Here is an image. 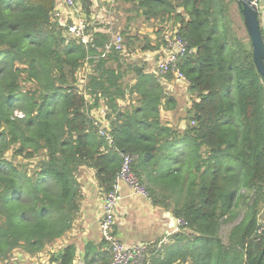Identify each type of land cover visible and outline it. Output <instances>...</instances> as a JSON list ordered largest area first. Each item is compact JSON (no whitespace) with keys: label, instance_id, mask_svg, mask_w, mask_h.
Returning a JSON list of instances; mask_svg holds the SVG:
<instances>
[{"label":"trees","instance_id":"obj_1","mask_svg":"<svg viewBox=\"0 0 264 264\" xmlns=\"http://www.w3.org/2000/svg\"><path fill=\"white\" fill-rule=\"evenodd\" d=\"M74 1L89 18L92 2ZM117 1L135 13L125 19L124 45L136 41L132 24L142 16L177 26L195 49L179 64L191 98L185 128L180 133L165 126L160 110L172 111L177 103L143 67L130 68L135 84L129 94L137 95V107L119 109L124 55L101 57L110 33L96 35L99 50L85 49L51 20L56 0H0V264H19L10 261L16 250L30 259L48 253L47 264H73L74 245L49 248L79 215L82 169L91 170L98 189L109 193L121 166L117 151L135 157L133 172L153 204L186 223L174 235L182 243L178 261L264 264V232L257 233L264 206V81L248 35L243 40L234 30L233 5L242 19L237 0ZM160 31L155 46L147 38L141 51L159 49ZM87 59L92 72L84 91L92 102L77 88ZM98 94L114 117L111 145L89 116ZM174 146L186 152L179 154V167L170 163ZM145 181H153L165 200ZM167 193L174 194L173 205ZM151 254L145 264H152ZM102 255L99 264H110L109 252Z\"/></svg>","mask_w":264,"mask_h":264},{"label":"crops","instance_id":"obj_2","mask_svg":"<svg viewBox=\"0 0 264 264\" xmlns=\"http://www.w3.org/2000/svg\"><path fill=\"white\" fill-rule=\"evenodd\" d=\"M91 1L93 3L92 9L95 8L94 3L97 5L96 8L102 5L100 4L102 0ZM257 6L258 18L264 37V0H258ZM95 30H97V34L109 33V30L101 28ZM148 39L150 40V45L155 46L157 43L155 34L149 35ZM136 52L137 58L140 59L139 64H141V66L136 64V67H143L146 73L152 74L158 59L161 57L159 49L145 52L137 50ZM125 55L130 58L134 53H127L126 50ZM116 66L117 64L113 63L111 68H115ZM121 72L125 73L124 77L130 74L128 71L123 72L121 70ZM134 84V74L130 82L123 84L125 98L118 101V107L122 112L137 107V95L135 93L129 94V90ZM162 86L165 88L167 95L175 99L177 108L172 111L160 110V118L166 127L181 133L185 128L184 117L191 106V98L187 92V88L186 86L176 85L170 80H166ZM178 153L182 155L186 154L184 149ZM152 176L155 177L156 175L152 174ZM79 182L82 184L83 194L79 215L73 223L71 231L52 247V251L72 244L76 249L73 264H99L103 252H107L106 246L101 242L99 233V221L102 216L104 194L98 189L93 172L89 169H82ZM145 186L151 188L160 200H165L160 197V191L153 181H145ZM119 192L121 200L115 212L113 224V233L117 239L129 247L137 244H148L149 252L152 253L150 255L153 261L151 262L152 264H182L176 258V252L180 249L182 243H177V239L174 237L175 234L180 232V228L177 226V219L172 215L171 210L165 209L164 206L153 204L152 200L148 197L133 195L124 184L120 185ZM167 195L170 196L168 202L173 205L176 201L174 194L167 193ZM185 195L184 193L183 196ZM262 212L264 213V206L261 209V214ZM262 220H264V217ZM89 244L94 246V252H92L93 249L90 252L87 250ZM87 256L88 258H86ZM34 261H38L40 264H47V258L40 257L39 260L31 259V264H37ZM183 264H187V262Z\"/></svg>","mask_w":264,"mask_h":264},{"label":"built area","instance_id":"obj_3","mask_svg":"<svg viewBox=\"0 0 264 264\" xmlns=\"http://www.w3.org/2000/svg\"><path fill=\"white\" fill-rule=\"evenodd\" d=\"M115 1L102 0L100 4L113 6ZM88 19L94 20L93 15L91 14L89 18H86L80 6L74 0H56L54 10L51 13V20L56 22L60 28L64 29V36L67 40L74 41L78 45H82L85 49L99 50L96 45L97 30L91 27ZM95 19H98V17H95ZM177 29V26H163L161 45L159 48L161 57L158 59L152 74L161 85L166 80H170L176 85L186 86L188 88V81L180 70L179 64L183 58L194 54L195 49L189 48L187 42L177 34ZM113 51L121 55L126 54L124 40L119 33L112 36L110 41L104 44L101 57L103 58ZM88 59L82 67L86 75L82 78L77 77V88L83 94L86 102H92L93 97L84 91L86 76L92 72L91 66L88 65ZM96 98L97 105L90 110L89 116L94 126L97 127L99 136L103 137L111 145L113 140L110 134V125L114 117L109 116L110 114L105 99L100 94ZM117 152L121 157V166L115 176L112 190L104 194L102 216L99 221L100 239L105 244L106 250L111 256L110 264H145L149 258L148 244H137L129 247L120 242L113 233L115 212L121 200L119 192L120 185H126L135 196L148 197L144 186L140 184L137 176L133 172L135 157L121 153L120 151ZM176 222L179 228L186 226V223L182 219H177ZM261 232H264V220H259V230L257 233L260 234Z\"/></svg>","mask_w":264,"mask_h":264},{"label":"rangeland","instance_id":"obj_4","mask_svg":"<svg viewBox=\"0 0 264 264\" xmlns=\"http://www.w3.org/2000/svg\"><path fill=\"white\" fill-rule=\"evenodd\" d=\"M93 5V4H92ZM94 5L96 6V4L94 3ZM125 9H129L128 12H126ZM92 15H94L95 17H98V19H94V20H89L91 27L92 28H101V29H105V30H109L108 32L111 34V36L116 35L117 33H119L121 36V31L124 27L125 24V19L127 18V16H131L134 17L135 13H133L132 11H130V7L124 6L122 4H120L117 0L115 1V4L113 6H107L105 4H102L99 6V8H94L92 9ZM230 17L232 20V24L234 27V30L237 32L239 38L243 39V40H247V33L243 24V20L240 18L239 12L236 9V6L233 5L231 8V12H230ZM161 27H163L162 25H160L159 22H145L142 19V16L140 18H137L135 21H133L132 24V33L133 35H137V39L136 41L130 45L127 46L125 43V47L126 50L130 53H134V55L130 58L126 57V55H124L123 59L120 60L121 65H122V71L123 72H130L129 75H126L123 80H122V84H126L128 82L131 81V79L133 78V74H131V70L130 68L133 66H136V64L140 63V59L137 58V50H141L147 42V38L149 35L154 34H158L156 33ZM159 34H162V32L160 31ZM131 35V36H133ZM123 37V36H122ZM124 39V37H123ZM161 39V36L159 37V40ZM125 41V40H124ZM127 58V59H126ZM141 66V64H139ZM125 74V73H124ZM86 74L84 72V70L79 69L78 75L77 77L82 78L84 77ZM178 88V87H177ZM183 149V147L180 146H174L171 151H170V156L172 159V163L174 166L173 167H179V161L181 159V156L179 155V151H181ZM11 157V152H8L6 154V158L9 159ZM20 162V159L17 158L14 163L17 164ZM172 166V165H171ZM161 168H164V166H161ZM264 217V213L262 212V214H260V218L262 220V218ZM49 252H52V248H49ZM48 253L45 256H43L42 258H47ZM33 260H39V258L37 259H33ZM11 262H18L19 264H31V259L28 258H23V255L18 251H14L11 255L10 258ZM37 264H40L38 261H34Z\"/></svg>","mask_w":264,"mask_h":264},{"label":"water","instance_id":"obj_5","mask_svg":"<svg viewBox=\"0 0 264 264\" xmlns=\"http://www.w3.org/2000/svg\"><path fill=\"white\" fill-rule=\"evenodd\" d=\"M243 24L252 47V58L264 81V37L258 18V0H237Z\"/></svg>","mask_w":264,"mask_h":264}]
</instances>
